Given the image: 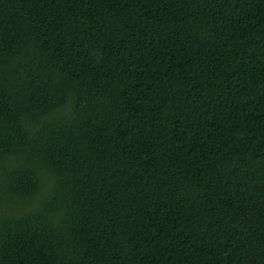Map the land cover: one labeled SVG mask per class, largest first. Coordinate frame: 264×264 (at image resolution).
Masks as SVG:
<instances>
[{"label": "trees", "instance_id": "16d2710c", "mask_svg": "<svg viewBox=\"0 0 264 264\" xmlns=\"http://www.w3.org/2000/svg\"><path fill=\"white\" fill-rule=\"evenodd\" d=\"M0 264H264V0H0Z\"/></svg>", "mask_w": 264, "mask_h": 264}]
</instances>
